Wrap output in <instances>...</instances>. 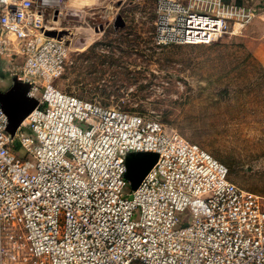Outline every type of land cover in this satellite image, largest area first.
<instances>
[{"label": "built area", "instance_id": "obj_1", "mask_svg": "<svg viewBox=\"0 0 264 264\" xmlns=\"http://www.w3.org/2000/svg\"><path fill=\"white\" fill-rule=\"evenodd\" d=\"M255 13L156 0L154 42L210 45ZM85 15L68 0H0V85L15 77L39 101L14 137L0 108V264H264V198L226 165L154 118L52 85L69 47L46 32ZM130 153L159 158L127 192Z\"/></svg>", "mask_w": 264, "mask_h": 264}, {"label": "rangeland", "instance_id": "obj_2", "mask_svg": "<svg viewBox=\"0 0 264 264\" xmlns=\"http://www.w3.org/2000/svg\"><path fill=\"white\" fill-rule=\"evenodd\" d=\"M62 20L67 63L52 85L82 100L151 117L226 165L230 181L264 198V65L244 36L210 45L154 42L156 0H89ZM121 15L124 27H115ZM14 81L5 76L0 92ZM127 192H131L128 187Z\"/></svg>", "mask_w": 264, "mask_h": 264}, {"label": "water", "instance_id": "obj_3", "mask_svg": "<svg viewBox=\"0 0 264 264\" xmlns=\"http://www.w3.org/2000/svg\"><path fill=\"white\" fill-rule=\"evenodd\" d=\"M58 13L55 14V21ZM115 27H124L125 21L121 15L115 19ZM66 32L48 31L46 36L55 39H62ZM4 79L5 75H1ZM14 86L7 92H0V108L8 119L7 132L14 137L27 119V117L38 107L37 98L28 96L29 85L20 82L17 78H12ZM156 153H130L126 157L127 172L126 180L129 182L131 191H136L144 178L158 161Z\"/></svg>", "mask_w": 264, "mask_h": 264}, {"label": "crops", "instance_id": "obj_4", "mask_svg": "<svg viewBox=\"0 0 264 264\" xmlns=\"http://www.w3.org/2000/svg\"><path fill=\"white\" fill-rule=\"evenodd\" d=\"M68 2L72 7L87 8L89 0H68ZM225 3L256 12L253 21L239 33L244 36L246 48L264 65V0H225Z\"/></svg>", "mask_w": 264, "mask_h": 264}, {"label": "trees", "instance_id": "obj_5", "mask_svg": "<svg viewBox=\"0 0 264 264\" xmlns=\"http://www.w3.org/2000/svg\"><path fill=\"white\" fill-rule=\"evenodd\" d=\"M15 151H16V152H17V154H19V155H20V152H23V150H22L21 148H19V147H18V148H16V149H15Z\"/></svg>", "mask_w": 264, "mask_h": 264}]
</instances>
